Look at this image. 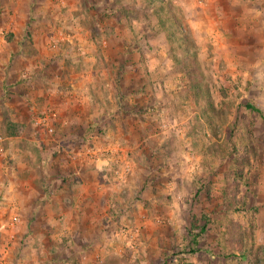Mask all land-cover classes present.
I'll list each match as a JSON object with an SVG mask.
<instances>
[{"label":"rangeland","instance_id":"obj_1","mask_svg":"<svg viewBox=\"0 0 264 264\" xmlns=\"http://www.w3.org/2000/svg\"><path fill=\"white\" fill-rule=\"evenodd\" d=\"M235 1L0 0V264H264V12Z\"/></svg>","mask_w":264,"mask_h":264},{"label":"crops","instance_id":"obj_2","mask_svg":"<svg viewBox=\"0 0 264 264\" xmlns=\"http://www.w3.org/2000/svg\"><path fill=\"white\" fill-rule=\"evenodd\" d=\"M233 4H235V3H237V7L238 6H240V7H242V4H244L243 3V0H236L235 2H232ZM253 4L254 5H256L255 7H247V8H245V10H244V8H240L239 7V10H240V13H243L244 11H245V13L246 14H243V15H240V14H235V15H240V18H239V20H243V19H247V21H248V23H247V25L248 26H250V29H252L253 28V26L251 25V22L252 21H255L254 22V24H255V27H256V23L258 22V21H260L261 20V18H262V12H264V0H256V1H254L253 2ZM257 5H259V6H257ZM262 5V6H261ZM223 6V5H222ZM262 8V9H261ZM225 11V10H224ZM233 12H235V11H233ZM250 12H252V13H255V16H252V15H250ZM257 19V20H256ZM91 81H92V78H91ZM79 156V154H77V156H75V158L76 157H78ZM79 160V158H77V161ZM94 161H96V162H98V163H100V162H102V159L101 158H98V159H96V160H92V162H94ZM79 163V162H78ZM103 163V162H102ZM83 193V191H81V192H77L76 193V196L78 195V198H81V197H83L84 196V198H88L89 197V195L88 194H82ZM76 196H74L75 198H76ZM78 200V199H77ZM77 200H76V202H77ZM83 202H84V200H83ZM78 204V203H77ZM76 205V204H75ZM89 205H91V203H90V201H87L84 205H83V207L84 208H89ZM87 206V207H86ZM79 209H81L82 210V207L81 208H79ZM79 209H77V210H75L77 213H79L80 211H79Z\"/></svg>","mask_w":264,"mask_h":264},{"label":"trees","instance_id":"obj_3","mask_svg":"<svg viewBox=\"0 0 264 264\" xmlns=\"http://www.w3.org/2000/svg\"><path fill=\"white\" fill-rule=\"evenodd\" d=\"M248 107H250L251 109H253L255 111H259L257 108H255L252 105H249ZM5 127H6L5 132H7L8 135H19L22 132V128H23V126L20 123L13 122L11 120L7 121V124H6ZM199 229H200L199 230L200 233L205 232L206 229H207L206 222L203 225H201V227ZM190 232H191V230H190ZM198 235L199 234L197 233V234H194V236H193L195 243H198V240H197L198 239ZM239 257H240V259L244 258L245 257V252H242L241 254H239ZM253 264H262V260H260V259L256 260V261H254Z\"/></svg>","mask_w":264,"mask_h":264},{"label":"built area","instance_id":"obj_4","mask_svg":"<svg viewBox=\"0 0 264 264\" xmlns=\"http://www.w3.org/2000/svg\"><path fill=\"white\" fill-rule=\"evenodd\" d=\"M46 119V118H45ZM47 120V119H46ZM37 124H43L44 123V120L43 119H38L37 120V122H36ZM49 125V124H48ZM51 127V126H50ZM53 128L51 127L50 128V130H52ZM115 148V147H114ZM116 149V148H115ZM108 152H110V151H108ZM107 152V153H108ZM116 159V161H117V164L120 166V167H125V169H128L129 168V165L128 164H126L124 161H123V159L121 158V156L120 157H116L115 158ZM118 171V170H117Z\"/></svg>","mask_w":264,"mask_h":264}]
</instances>
